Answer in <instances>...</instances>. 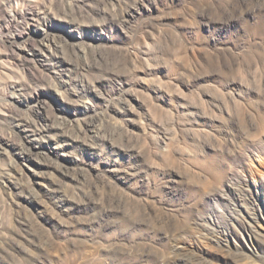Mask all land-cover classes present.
Segmentation results:
<instances>
[{
    "label": "rangeland",
    "instance_id": "obj_1",
    "mask_svg": "<svg viewBox=\"0 0 264 264\" xmlns=\"http://www.w3.org/2000/svg\"><path fill=\"white\" fill-rule=\"evenodd\" d=\"M36 2L21 43L0 12V264H264V0Z\"/></svg>",
    "mask_w": 264,
    "mask_h": 264
},
{
    "label": "bare ground",
    "instance_id": "obj_2",
    "mask_svg": "<svg viewBox=\"0 0 264 264\" xmlns=\"http://www.w3.org/2000/svg\"><path fill=\"white\" fill-rule=\"evenodd\" d=\"M38 7L39 4L36 0H0V12L6 23L4 29H6L7 32L9 31V34L6 36V40L9 41V43H21V38L24 36L25 31L33 26L32 23H43L45 21L44 17L41 16L43 13L40 12L41 10ZM11 29L13 30L10 31ZM33 43L32 41L29 51L34 54H41L45 51V48L41 47L42 45H33Z\"/></svg>",
    "mask_w": 264,
    "mask_h": 264
}]
</instances>
